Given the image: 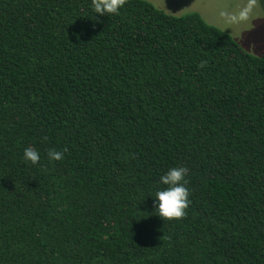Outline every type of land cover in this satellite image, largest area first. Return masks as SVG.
Here are the masks:
<instances>
[{"label": "trees", "instance_id": "obj_1", "mask_svg": "<svg viewBox=\"0 0 264 264\" xmlns=\"http://www.w3.org/2000/svg\"><path fill=\"white\" fill-rule=\"evenodd\" d=\"M0 264H264V58L146 0H0Z\"/></svg>", "mask_w": 264, "mask_h": 264}, {"label": "rangeland", "instance_id": "obj_2", "mask_svg": "<svg viewBox=\"0 0 264 264\" xmlns=\"http://www.w3.org/2000/svg\"><path fill=\"white\" fill-rule=\"evenodd\" d=\"M162 11L180 15L196 12L206 23L228 33L244 50L264 58V0H257L249 18L230 21L221 13L238 16L248 0H146Z\"/></svg>", "mask_w": 264, "mask_h": 264}, {"label": "clouds", "instance_id": "obj_3", "mask_svg": "<svg viewBox=\"0 0 264 264\" xmlns=\"http://www.w3.org/2000/svg\"><path fill=\"white\" fill-rule=\"evenodd\" d=\"M127 0H91V6L97 16L118 15L119 10L126 4ZM257 0H248V4L241 9L238 16L229 15L227 12L221 13L230 21H244L249 18L252 8ZM206 61H201L199 67H204ZM46 139V138H45ZM66 152L67 149L65 148ZM49 160L60 161L64 158V153L55 149L47 152ZM23 159L35 165L40 160V153L33 147H26ZM189 169L185 167H174L160 177V182L167 187L155 193V209L157 215L164 220H179L186 216V209L189 207L190 192L186 187L188 181L185 177Z\"/></svg>", "mask_w": 264, "mask_h": 264}]
</instances>
